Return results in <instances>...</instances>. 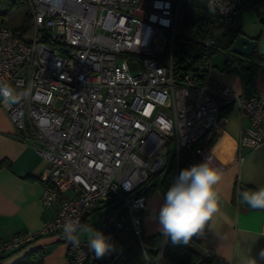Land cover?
I'll return each instance as SVG.
<instances>
[{
  "label": "built area",
  "instance_id": "built-area-1",
  "mask_svg": "<svg viewBox=\"0 0 264 264\" xmlns=\"http://www.w3.org/2000/svg\"><path fill=\"white\" fill-rule=\"evenodd\" d=\"M182 1L0 0V84L31 88L11 108L0 106L16 136L47 162L41 202L55 212L40 229L0 241V263L37 238L60 233L70 264H107L88 240L75 246L64 236L68 220L84 224L91 215L110 244L132 232L147 253L141 214L150 211L141 186L173 161L176 180L182 151L190 157L187 168L211 156L222 172L212 150L224 128L223 107H237L248 122L236 151L264 144V93L237 95L211 82V56L174 57ZM255 1L202 0L223 18H239ZM20 5L27 12L14 27L5 17ZM215 43L209 38L204 45L224 52ZM207 239L205 226L188 245L215 257Z\"/></svg>",
  "mask_w": 264,
  "mask_h": 264
},
{
  "label": "crops",
  "instance_id": "crops-1",
  "mask_svg": "<svg viewBox=\"0 0 264 264\" xmlns=\"http://www.w3.org/2000/svg\"><path fill=\"white\" fill-rule=\"evenodd\" d=\"M188 1L194 8L208 10L202 0ZM256 2L259 1L245 7L238 18V23L241 21L238 27L243 35L250 38L259 37L262 31L261 23L258 34H250L244 27L245 13L248 10L256 11L253 8ZM203 16L208 15L204 13ZM180 32L185 33L183 27ZM260 60L255 69H249L250 63H245V69L236 72L224 70V66L221 69L213 68L210 72L211 82L230 86L237 95L264 93V57L260 56ZM223 123V131L212 150L214 157L225 167L216 185L220 211L206 225L208 239L205 245L217 259L230 264H242L249 247L253 256L264 248V211L249 209L241 201L234 203L233 189L236 182L256 188L264 186V144L256 149L235 150L243 128L248 124L237 107L230 108L223 116ZM47 168V162L37 150L16 136L14 124L0 106V241L21 231H36L54 217V209L45 207L41 202V177ZM166 192L159 188L147 198L150 214H141L144 238L149 241L148 247L152 251L160 247L165 236L158 216ZM84 224L101 231L97 215H91ZM80 239L87 240V235H81ZM123 248L124 245L118 247L115 254ZM36 249L42 251L44 264H70L68 245L60 233L37 238L23 249L9 254L0 264H14ZM112 256L109 254L108 258ZM148 257L149 261L145 259L147 264H152L155 258L150 254Z\"/></svg>",
  "mask_w": 264,
  "mask_h": 264
},
{
  "label": "clouds",
  "instance_id": "clouds-1",
  "mask_svg": "<svg viewBox=\"0 0 264 264\" xmlns=\"http://www.w3.org/2000/svg\"><path fill=\"white\" fill-rule=\"evenodd\" d=\"M30 94V87L18 92L8 83L0 84V102L7 108H11ZM220 180L221 171L214 166L210 156L202 163L181 170L175 182L168 188L164 203L159 209L158 219L163 234L170 237L174 244H187L194 236L202 234L205 226L220 211L216 189ZM238 195L241 202L252 210H264V186ZM63 230L65 238L75 246H79L81 235H87L88 247L95 253L96 258H102L113 250L108 237L81 224L79 220H68ZM144 258H148L147 253H144ZM262 262L264 248L259 249L253 256L249 247L242 260V264Z\"/></svg>",
  "mask_w": 264,
  "mask_h": 264
},
{
  "label": "trees",
  "instance_id": "trees-1",
  "mask_svg": "<svg viewBox=\"0 0 264 264\" xmlns=\"http://www.w3.org/2000/svg\"><path fill=\"white\" fill-rule=\"evenodd\" d=\"M257 14H264V0H259L253 6ZM262 31L259 36L261 39L264 32V20H261ZM193 35L191 37L181 36L177 37L174 44V57L179 61L184 58H193L194 60H200L207 56H213L216 50L208 48L204 43L209 38H214L216 43L215 47L223 50L227 53L228 58L224 63V70L230 72H236L239 69H245V63H250L249 69H255L259 65L260 55L256 52L252 57H245L236 54L233 51V46L235 41L243 35L241 29L238 27V18H223L215 14H210L207 17L197 16L192 22ZM261 64V63H260ZM230 107H223L221 109V116H224ZM190 162V157L185 151L181 152L180 164H179V174L181 170L187 168ZM175 182V170L174 161L171 162L166 172L152 175L139 190V194L145 196L146 198L151 197L159 188H163L166 191ZM256 187L248 184H243L236 182L232 201L237 203L240 200L239 193L249 190H255ZM244 204V203H243ZM249 208L246 204H244ZM251 209V208H249ZM264 211V210H263ZM131 244L125 246L120 252L109 257L110 251L106 253V258H108L107 264H147L144 258L143 249L139 241L135 238L132 232H127ZM120 239V235L114 240ZM113 241V242H114ZM111 243V245L113 244ZM145 244L148 246L149 241L144 240ZM153 258L158 256V249L152 251L149 249L147 251ZM163 259L168 264H219V260L216 257H204L198 250L190 247L187 244L179 243L174 244L170 237H167L165 248L163 251ZM14 264H44L43 263V253L42 251L36 249L23 258L15 262Z\"/></svg>",
  "mask_w": 264,
  "mask_h": 264
},
{
  "label": "rangeland",
  "instance_id": "rangeland-1",
  "mask_svg": "<svg viewBox=\"0 0 264 264\" xmlns=\"http://www.w3.org/2000/svg\"><path fill=\"white\" fill-rule=\"evenodd\" d=\"M26 8L22 5L13 8L7 13V16L5 17V20L11 24L14 27H19L22 23V20L24 19V16L26 15ZM206 13V15H210L212 12L210 10L202 9V8H194L188 0H183L181 4V9L179 11V24L177 28V37L181 36H187L191 37L193 35V29H192V22L197 16H202ZM263 15H259L256 13V11L248 10L245 13V30L247 32H250V34H258V30H260V22L263 19ZM239 26H241V21L238 23ZM184 28L185 33H181V28ZM227 60V55L224 54V52L218 51L215 52L212 58V62L214 65V68L221 69L224 66L225 61ZM138 67L131 65V70L135 71ZM146 240V239H145ZM131 244V240L129 239V236L127 232L121 234L120 240L114 243L113 250L110 251V255H114L116 253V249L118 247H121L122 245L129 246ZM157 257L154 259L152 264H156ZM148 262V261H147ZM111 264V263H109ZM160 264H166V262L161 260Z\"/></svg>",
  "mask_w": 264,
  "mask_h": 264
},
{
  "label": "water",
  "instance_id": "water-1",
  "mask_svg": "<svg viewBox=\"0 0 264 264\" xmlns=\"http://www.w3.org/2000/svg\"><path fill=\"white\" fill-rule=\"evenodd\" d=\"M233 51L245 57H252L256 52H258L260 56L264 57V32L261 39H259V37L250 38L246 35H241L235 41ZM166 240L167 236H164L162 241L164 246L166 244Z\"/></svg>",
  "mask_w": 264,
  "mask_h": 264
}]
</instances>
